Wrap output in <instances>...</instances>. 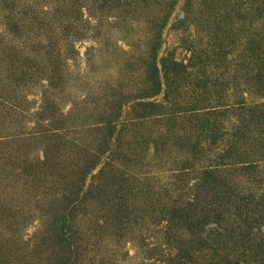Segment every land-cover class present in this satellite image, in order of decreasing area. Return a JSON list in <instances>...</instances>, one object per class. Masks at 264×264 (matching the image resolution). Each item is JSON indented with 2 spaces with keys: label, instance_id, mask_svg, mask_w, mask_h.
I'll return each mask as SVG.
<instances>
[{
  "label": "rangeland",
  "instance_id": "obj_1",
  "mask_svg": "<svg viewBox=\"0 0 264 264\" xmlns=\"http://www.w3.org/2000/svg\"><path fill=\"white\" fill-rule=\"evenodd\" d=\"M176 1L167 20V0H112L102 11L88 1L86 22H73L75 8L62 0H0V264H173L171 252L209 244L215 227L178 230L169 223L175 210L201 217L218 202L220 233L236 221L233 203L216 200L203 179L225 149L259 163L226 183L246 190L242 197L264 195V86L245 85L260 67L246 53V0ZM185 9L186 22L175 25ZM158 42L160 56L187 65L186 76L167 89L159 65L162 93L146 98ZM240 93L245 115L226 109ZM211 130L220 139L197 154L195 142L209 144ZM261 209L262 199L248 207L258 219ZM258 226L253 235L262 237ZM224 244L232 256L249 252ZM196 255L203 264L211 253Z\"/></svg>",
  "mask_w": 264,
  "mask_h": 264
},
{
  "label": "trees",
  "instance_id": "obj_2",
  "mask_svg": "<svg viewBox=\"0 0 264 264\" xmlns=\"http://www.w3.org/2000/svg\"><path fill=\"white\" fill-rule=\"evenodd\" d=\"M10 1V0H9ZM13 3L16 2V0H11ZM64 4L67 6H71L75 8L74 12L71 14V21H78L83 19V5L84 3H88V1L99 3L98 6L102 9H105L108 7L107 5L112 0H62ZM119 2V0H114ZM143 2H146V0H142ZM168 1V10L165 12L168 14L164 16V19L167 20L169 17V12H172L176 5V0H167ZM246 7L249 9V12H245V15H243L242 21L245 23V29L244 32L248 34L249 42L248 46L246 48V53L251 61L254 63H257L260 65L258 67V73L252 77L251 79L247 78L245 81L246 86H251V81L255 80L256 82H260L262 86H264V24L260 23L259 20L260 15L264 13V7L257 6L256 0H246ZM14 13V10H11ZM255 11V13H252ZM187 12V9H185L181 16L177 19V22L175 25L183 24L186 22L185 19V13ZM256 18H259L255 20ZM8 22L13 23L14 22V16L8 17ZM86 22V21H85ZM16 26H18L16 24ZM51 44V43H50ZM159 50V42L156 43L152 48V59L150 62V68H151V77L149 79V82L151 83L150 92H147L144 96L146 98L149 97H158L163 90V79L165 80V83H167V89L168 84L171 85V87H174L176 84L177 90L179 89L181 85V80H185L186 76V68L187 65L184 64V62L180 60H176L174 56H168V55H161L158 54ZM216 53H214L215 56ZM254 59V60H252ZM159 65H161V69L164 72V76L162 79L161 71L159 70ZM182 77V78H181ZM251 80V81H250ZM207 82H204V84ZM207 84H205V87ZM252 87V86H251ZM261 89V88H260ZM224 96L220 94L221 97H228L227 90L224 89ZM241 101L238 103H234V105L230 106L227 105L226 109H231L236 107L238 110L241 109V113L245 115V113L251 109V107H247V102L245 97L241 95L240 93ZM201 101V100H200ZM149 106H158L157 101L149 102ZM209 105V104H207ZM218 106H210V108H216ZM209 107H207L208 110H211ZM179 113L183 112V114L192 113L195 112V109H185V110H179L177 109ZM214 111V110H213ZM212 112V110H211ZM245 112V113H244ZM210 113H206L208 115ZM212 114V113H211ZM118 123V120H114L111 122H108V130L113 131V129L116 127ZM210 131V129H209ZM215 130H211L212 135L210 136L211 142L208 144L206 140H197L194 144V150L198 153L203 152V147H206V152L210 151L208 146H214L217 144V140L220 139V136L217 135V133L214 132ZM240 132H237V134ZM111 135V133H110ZM218 138V139H217ZM229 145V144H228ZM232 147V146H231ZM251 155V154H249ZM232 159H237V161H232ZM209 165L206 167V171H204L203 179H206L210 184V190L211 192L214 191L216 200H220L219 197L216 196V194H219L222 200H228V202L233 203V207L235 209V219L234 224L231 225V229L225 228V233L222 234L219 231L218 228H221L222 221H224V210H220L214 207V205L218 202L208 204V207H205L202 209V216L198 217L197 215L193 214L190 215L187 211H184L182 209L175 210L173 214L171 215V222L169 220V223H174L175 228L178 230H186L188 233H196V234H202L205 232L204 230L206 228H209L210 225L215 226L213 230H209L210 233L209 239L211 242L209 244H206L204 241V244H201L198 242V246H188L185 249L179 250L178 253L173 254L171 251L170 256L168 258V261L173 264H198L199 255L202 248H206L211 255L207 257V262L203 264H264V235L261 237V234L258 232V234H254V230H258L259 226L258 224L264 225V209H261L259 212L261 213L260 218L255 217L254 215H250V211L248 210V207L256 201V199H262L264 200V195H260L259 197L257 195V192H254L251 189H248L249 191V197H242L241 193L243 194V191H246L244 189L238 190L239 188H235L231 186V184L226 183V179L224 177H229L236 172H248L250 170H254L258 167L259 163L258 160L251 159L247 156L246 153H241L239 151L232 152L229 149H225L223 151V154H219L216 157V160H208ZM229 161V162H228ZM262 161V160H261ZM261 183V181H260ZM260 188L256 189L259 190ZM252 199V201H250ZM219 203H222L219 202ZM257 204V203H256ZM218 206V205H217ZM257 206H259L257 204ZM69 223L66 222L62 226V233H63V240L69 243ZM258 226V227H257ZM169 226L165 225L163 226V229L161 230H168ZM256 230V231H257ZM211 235V236H210ZM253 235V237H252ZM211 237V238H210ZM228 239H233L236 244H238L242 248H247L246 251H249L248 254L245 252L241 253L239 256H232L230 254H227L225 250L227 249V245L223 243ZM253 242V243H252ZM254 245H252V244ZM250 244L249 247L247 245ZM205 245V246H204ZM214 259H218L219 262H215ZM159 260L154 259V261L150 262L149 264H157ZM202 264V262H201Z\"/></svg>",
  "mask_w": 264,
  "mask_h": 264
}]
</instances>
